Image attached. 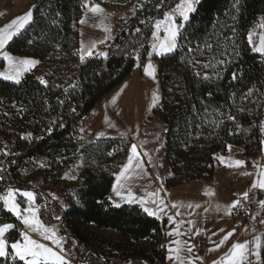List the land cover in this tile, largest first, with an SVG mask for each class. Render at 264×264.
<instances>
[{"label":"trees","instance_id":"trees-1","mask_svg":"<svg viewBox=\"0 0 264 264\" xmlns=\"http://www.w3.org/2000/svg\"><path fill=\"white\" fill-rule=\"evenodd\" d=\"M88 1L38 0L32 21L9 42L7 51L40 62L74 60L80 47L79 21ZM179 2L164 0L159 8L160 0L146 3L116 35L106 58L93 57L78 66L76 88L65 91L52 80L44 85L31 74L19 83L0 79V133L14 156L1 163V190L27 188L25 179L36 176L44 184H57L63 176L58 157L82 152L84 177L66 211L60 212L36 190L42 220L51 223L60 218L69 239L66 249L74 248L80 264L168 262L167 220L149 215L139 204L114 206L109 199L130 143L102 140L82 144L75 142L74 134L84 117L148 57L155 22ZM261 18L264 0H200L178 36L176 50L157 58L163 102L156 113L166 129L165 158L171 170L168 188L212 180L215 158L226 154L229 145L242 148L249 159L262 153L264 63L248 41ZM3 66L2 61L0 69ZM15 125L25 133L18 142L12 140ZM42 160L45 167L40 165ZM18 201L26 206L23 196ZM14 221L0 202V223ZM78 225L115 231L126 245L96 243L82 234ZM8 238L14 242L19 234L12 230ZM143 242H148L149 248H140ZM107 247L121 254L110 255ZM0 264L24 262L10 256L0 258Z\"/></svg>","mask_w":264,"mask_h":264},{"label":"rangeland","instance_id":"rangeland-1","mask_svg":"<svg viewBox=\"0 0 264 264\" xmlns=\"http://www.w3.org/2000/svg\"><path fill=\"white\" fill-rule=\"evenodd\" d=\"M149 1L150 0H89L85 5L83 16L80 19V21L82 19L85 20V23L81 24L79 21L80 47L74 53L75 59L68 63L59 64L55 60L39 62L34 64L33 68L32 65L24 66L19 81L31 70L28 74L36 78L45 79L46 81L52 80L53 83L65 89V91L76 88L78 84V66L93 57L105 58L99 55V53L108 54V48L116 35L130 23L137 12ZM199 1L200 0H194V7H196ZM182 2L183 0H180L178 4ZM33 4L34 3H29L27 0H0V29H3L15 18L27 13L29 10L32 11L33 15L35 6ZM96 5H99L104 10L103 13L97 14L90 11V8ZM191 14L192 13H190V15ZM187 22H184L178 13L176 14L175 23L180 25L179 34ZM156 23L157 21L155 25ZM262 25H264V18H261L257 25L251 29L250 33L252 34L253 43L250 45L253 51L261 56L264 63V55L254 50L259 47L260 37L264 36V26ZM105 29L109 30L105 31ZM156 36L160 39H155ZM166 37L167 33L163 23L159 30L155 27L149 43L150 52L148 57L144 61L138 63L133 74L115 90L107 94L93 110L84 117L78 132L74 134V139L76 143L82 144L102 140H122L130 143L127 160L118 172L116 184L110 196V201L113 202L114 206L129 204L126 200L129 191H131L138 200L145 202L148 200V197H153L151 194L154 192V188H156L159 193L157 194V199L160 201V199L166 197L170 203L172 202V204L177 205L175 207L177 209H179L182 202L186 201L199 203V205L204 206L203 211H205V213L216 214L221 208L219 207V205H222L220 199L225 191L232 189L237 191L238 194L247 191L250 194L249 197H251L253 191L256 189H253L251 185L259 179L260 169L264 167V157L261 156V153L259 156L249 159L245 156L242 148L231 147L226 154L221 153L216 156L215 174L212 180L201 183H187L173 187L167 190L166 194L163 193L162 196L160 195V185L162 186L166 183L167 177L171 175V170L165 158V125L160 121L156 113L163 102V91L157 60V58L163 55H157L156 52L153 51L152 45L154 43H161ZM6 45L7 43L4 48L0 50V58L6 61V65L4 63L3 68L0 69V79L2 80H5L3 79V75H14L17 61L30 59L10 54L6 49ZM93 45H95L94 48L92 47ZM88 51H92L93 55L88 56ZM81 55H83V59H81ZM7 56L12 57L11 63L5 58ZM149 63L154 66L153 75L155 78L147 74L148 71H152L151 69H147ZM5 81L16 83L15 80ZM100 133H103V135L101 136ZM262 133L264 137V119ZM133 144L137 146V151L141 158V166L139 168L135 167L136 160L135 157H133V168L135 170L133 171L130 169L129 172L124 173V176H121V173L124 172L128 164L129 157L132 156L131 146ZM117 151H120V149H117ZM220 157L223 159H220ZM237 160L245 163L241 166H237L235 164ZM57 163H59L60 172L63 173V176L57 184L47 185L41 182V178L37 176L35 178L29 177L24 181V185L27 188L17 189L19 191H16L15 188H4L0 192V197L7 196L9 190H13V199L20 205L21 215L30 220L37 218L46 227L54 230L56 236L60 238V243L63 248V253L61 254L65 256L67 261L68 259L74 261L77 258V254L74 248L71 250L66 249L69 239L62 230L60 218L55 217L51 223H46L42 220L39 213L40 205L36 201V190H39L47 196L48 200L52 202L51 204L58 207L60 212L66 211L71 201H75L73 191L79 186L84 177V159L82 157V152L80 150L76 152L71 151L69 154L59 156ZM46 164L44 160L40 162L42 167H45ZM245 173L248 174L246 175ZM257 189L260 196L264 198V191H261L259 188ZM25 191L33 192L35 200L32 202L27 201V198L21 194ZM118 192L119 195L117 194ZM19 196L25 198V207L19 203ZM45 198L42 200L43 204L46 201ZM159 201L157 202L159 203ZM0 202L7 210V206L4 205L3 200H0ZM29 207L32 209L31 213L26 211ZM149 211L156 213L154 208ZM11 213L16 218L17 222L20 223L23 230L19 231V239L14 242L9 241L8 236L12 230L17 231L18 227L14 226L5 232L4 239L9 245L12 243H23L22 234L27 231L32 239L60 253V247L53 244L51 240L44 239L40 233L29 231L23 224L22 219L18 218L16 213ZM152 216H155V214ZM7 224L10 223H0V227ZM77 228L82 234L88 236L96 243L101 241H115L122 245H126V243L122 241L120 235L115 231L98 229L93 225H78ZM223 238L222 236L220 237V243ZM259 242L261 246V250H258L260 256L257 259V257L252 255V264H264V234L259 238ZM149 246L150 244L148 242L139 244L140 248H149ZM255 248L253 246V249ZM8 250L11 253L10 247ZM107 252L110 255L115 253L121 254L119 250L110 247H107ZM73 253L75 254L73 255ZM75 262L78 261L75 260Z\"/></svg>","mask_w":264,"mask_h":264},{"label":"snow or ice","instance_id":"snow-or-ice-1","mask_svg":"<svg viewBox=\"0 0 264 264\" xmlns=\"http://www.w3.org/2000/svg\"><path fill=\"white\" fill-rule=\"evenodd\" d=\"M238 2V0H237ZM164 3V0H160V3L157 5V8L162 7ZM195 10L194 7V0H183L182 3L178 4L173 9L166 11L164 14V18L162 21H157L155 27L157 30L160 29L161 24L163 23L165 25V31L167 33V37L159 44L154 43L152 45L153 51L156 52L157 55H165L167 53H170L174 51L177 47V37L179 36V29L180 25H177L175 23L176 14L178 13L179 16L182 18L184 22H187L190 18V13H192ZM90 11L93 13H103V9L99 6H93L90 8ZM32 21V11L29 10L27 13L15 18L12 22H10L8 25H6L3 29H0V50H2L6 43H8L10 40L13 39L14 36L18 35L25 27ZM81 24L85 23V20L80 21ZM264 26V25H262ZM109 29H105V31H108ZM139 31V29H137ZM155 39L159 40L160 38L158 36L155 37ZM248 41L250 44L253 43L252 41V34L250 33L248 36ZM83 47V45H82ZM93 48L95 45L92 46ZM255 51H258L261 55H264V36L260 37L259 40V47L254 49ZM88 56H92V51H88ZM99 55L107 57V53H99ZM9 62H12V57L7 56L5 57ZM83 55H81V59H83ZM39 63L35 60L30 59H24L16 62V71L14 75H3V79L5 80H15L16 83H19V77L21 75V72L23 70L24 66H31L33 64ZM220 63H224V61H220ZM207 67V65H205ZM147 69H151L152 71H148L147 74L150 76H153L154 73V66L149 63L147 65ZM199 75V74H198ZM208 77L205 75V79ZM233 80H235L236 73H233L232 75ZM41 83H46L43 79L41 80ZM251 95V90L248 93ZM114 102V101H113ZM232 118V117H230ZM234 119V118H232ZM102 136L103 133H100ZM229 149L231 146H228ZM131 153L132 156L128 159V164L124 169V172L121 173V176H124L125 172H129L130 169L133 171L135 170L133 168V157H135L136 160V168H139L141 166L140 163V155L137 151V146L133 144L131 146ZM220 159H223L220 157ZM245 162L243 161H235V164L237 166L243 165ZM246 175L248 173H245ZM2 179V177H0ZM119 180V177H118ZM251 187L253 189L259 188L261 191H264V167L260 169L259 173V179L254 182ZM19 191V190H16ZM24 197L27 198V201L32 202L35 200V195L33 192L25 191L21 193ZM119 195V192L117 193ZM152 196H156L157 193L153 192L151 194ZM14 191L9 190L7 196L0 197V200H3L4 205L7 206V210L14 212L17 214L18 218L22 219L23 224L25 227L31 231V232H38L40 233L44 239L51 240L53 244H55L57 247H60V253L54 251L51 247L46 246L43 243L38 242L37 240H34L31 238V236L28 234V232H24L23 235V243H12L9 245L5 239L4 235L5 232L11 228L14 227V225L7 224L2 227H0V258H11L15 260L16 258H19L20 261H23L24 264H69V262L65 259V256L62 255L63 248L60 243V238L56 236V233L54 230L46 227L39 219L33 218L28 219L21 215L20 205L15 202L13 199ZM249 197V193L246 191L243 193V199L247 200ZM126 200L128 203L133 202H141L142 200H138L137 197L131 192H128V195L126 197ZM152 203H156V200L154 199ZM262 207H264V200L259 201ZM160 205V211H163L164 201L163 199H160L159 201ZM119 206V205H117ZM177 205L173 204L172 207H176ZM237 206H242L240 200L233 201L231 205H229V208H234ZM189 207H193V205H189ZM195 207H200V205H195ZM29 213L32 212L31 207L26 209ZM145 212H148L149 215H154L155 213L149 211L148 208H144ZM230 214V213H229ZM59 218V217H57ZM171 219V217H169ZM194 223V222H189ZM261 223H264V220L261 221ZM235 229H233L232 233H229L226 235L223 240L221 241V244H223L224 241H226L232 234H234ZM198 234V233H197ZM9 247L11 248V253L9 252ZM260 247L259 238H257L256 248L255 249H249L248 243H236L233 246V249L229 255H226L223 258V261L221 264H252V261L249 259L250 255H253L257 257V259L260 256V253L258 251ZM187 252H192V247L189 246L187 248ZM175 259L179 262V264H186L185 258H182L180 255V251L177 250L174 257H170V259ZM215 264V262H214Z\"/></svg>","mask_w":264,"mask_h":264},{"label":"crops","instance_id":"crops-1","mask_svg":"<svg viewBox=\"0 0 264 264\" xmlns=\"http://www.w3.org/2000/svg\"><path fill=\"white\" fill-rule=\"evenodd\" d=\"M27 1L29 3H34L33 5H36L38 2V0ZM9 42L7 43V45L9 44ZM0 61H4L6 65L5 59L0 58ZM35 61L40 62L39 60ZM33 66L34 64L32 65V68ZM29 72H27L25 75H27ZM25 75L21 78V80L25 77ZM21 80L19 82H21ZM261 156L264 157V147ZM117 176L118 173L115 176V181L111 189L109 199L112 194V190H114L113 188L116 184ZM163 185H160L161 191L159 190L161 192V196L163 195V193L166 194L167 190L171 189L166 186V183ZM154 192L159 194L156 188H154ZM240 193L241 194H238L237 191H234L232 189L225 191L220 199V203L222 205H219V207L221 208L216 214L205 213V211H203L204 206L200 205V207H195V205H199V203H191L186 201L182 202L179 209H177L175 207H172V202L170 203V201L166 197H163L164 210L160 211V205L157 202L159 201L157 199V195L155 197H148V200L143 203L133 202L129 204H139L141 205V207H143V209L148 208L149 210L154 208L156 210L155 216L157 218L167 220V264H179V262L174 258L170 259V257L175 256L177 250L180 251L181 257L185 258L186 264H214V262L215 264H221L223 258L231 253L233 246L236 243L244 244L247 242L248 248L253 249V246L254 248L256 247L257 238H261V236H263L264 234V230L240 229L237 227L236 222L231 218V212L233 208H229L228 206L231 205L233 201L241 200L243 198V193ZM255 193L257 194V197L260 201L264 200V198L260 196L257 188L253 191L252 195ZM154 199L156 200V203H152ZM111 203L113 204L112 201ZM189 205H193V207H189ZM169 217H171V219H169ZM190 221L194 223H189ZM233 229H235L234 234H232L223 244H221L219 242L220 237H225L229 233H232ZM189 246L192 247L191 253L187 252V248ZM258 250H261V246ZM251 257L252 255L249 256L250 260Z\"/></svg>","mask_w":264,"mask_h":264},{"label":"built area","instance_id":"built-area-1","mask_svg":"<svg viewBox=\"0 0 264 264\" xmlns=\"http://www.w3.org/2000/svg\"><path fill=\"white\" fill-rule=\"evenodd\" d=\"M38 80L41 81L42 78H38ZM44 81L46 82L45 79ZM43 84L47 85V82ZM4 115L8 117L9 112L5 111ZM15 126L16 128L14 129L12 128V130L15 131L14 135L12 136V140L18 142L19 138H22L25 135V133L21 132L17 125ZM5 157L13 158L14 156L10 147V143H8L7 141V138L0 133V168H2L1 163L3 162V158ZM48 185H55V184L53 182H49ZM1 191L2 190L0 186V192ZM240 201L242 206L234 207L231 212V218L236 222L237 227L246 230H254V229L264 230V223H261V221L264 220V207H262L261 204L259 203L260 200L258 199L257 194L256 193L253 194L251 197H248L247 200H244L242 198ZM7 223L13 224L15 227H18L17 228L18 234L20 230H23L22 226L17 221L7 222ZM75 260L70 261V259H68V262L69 264H80L79 261L75 262Z\"/></svg>","mask_w":264,"mask_h":264}]
</instances>
